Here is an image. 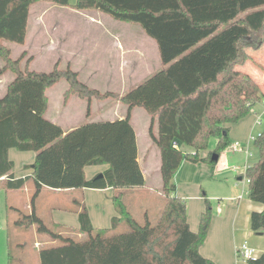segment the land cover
Returning <instances> with one entry per match:
<instances>
[{
  "label": "trees",
  "instance_id": "1",
  "mask_svg": "<svg viewBox=\"0 0 264 264\" xmlns=\"http://www.w3.org/2000/svg\"><path fill=\"white\" fill-rule=\"evenodd\" d=\"M42 1L69 4L68 0H0V74L13 73L0 107L15 102L0 117V188L32 185L29 210L6 204L8 264L12 261L9 230L31 226L52 242L39 248V264H215L199 252L210 224V202L204 198L198 229L192 231L186 201L176 195L173 177L184 159L215 162L212 155L231 143L229 125L264 99L257 81L238 69L250 58L249 49L264 46V0H76L74 8L136 24L156 42L161 67L122 94L100 92L80 81L69 66L58 68L57 62L49 71L30 69L31 56L21 63L25 51L12 57L4 42H24L30 6ZM61 79L68 83L65 100L70 94L88 102L116 98L127 106L124 116L84 122L64 131L45 117L46 90ZM134 107L150 116L149 135L160 154L162 206L155 219L144 213L142 222L124 201L127 190L145 185L130 123ZM212 139L214 148L200 157V150ZM254 144L259 158L243 176L248 197L264 205V124ZM10 148L35 153L31 174L13 175ZM99 164L108 165L102 176L86 179L84 167ZM44 187H112L116 215L108 228L94 227L80 196L67 209L77 213L78 228L54 223L52 229L35 209ZM120 226L125 228L119 230ZM250 228L263 230L264 209L251 212ZM70 232L81 237L76 239ZM249 264H264V251Z\"/></svg>",
  "mask_w": 264,
  "mask_h": 264
},
{
  "label": "crops",
  "instance_id": "2",
  "mask_svg": "<svg viewBox=\"0 0 264 264\" xmlns=\"http://www.w3.org/2000/svg\"><path fill=\"white\" fill-rule=\"evenodd\" d=\"M40 3V2H38ZM37 3L32 4L30 7H33ZM95 11V10H92ZM30 9L26 27V36L24 42L22 44H18V54L22 51L28 50V29H29V19H30ZM100 12V11H98ZM102 13V12H101ZM122 22V21H120ZM126 25L120 26H133L131 23L122 22ZM131 24V25H129ZM101 25V24H100ZM136 25V24H135ZM103 26V25H101ZM116 27V26H112ZM141 31L139 34L142 42L140 45L134 47L132 49V53L136 56L135 63L139 66V68L144 71L146 75L144 78L156 71L161 67V61L159 56L158 47L156 42L146 35V33L140 28L136 27ZM105 35V39L107 42L106 51L109 53H113L117 55L115 58V65L112 70L119 71L120 73V82L124 85L125 90H120L119 92L113 91L118 94H122L127 91L129 88L135 86L137 81L132 85H127V77L125 79V75L127 73L124 72L123 64H126L124 53H127L129 49L128 46L123 42L124 37L119 36V32L116 31H103ZM4 44L10 48L13 53V45L16 43L4 42ZM148 51H146V48ZM250 58L243 65L244 68L240 69L250 76H252L257 83L259 84L261 90L264 92V51L262 49L258 50H249ZM263 52V53H262ZM150 53V58L148 54ZM16 54V56L18 55ZM14 56V57H16ZM107 63V62H106ZM30 68V67H29ZM108 68V63L106 65ZM118 69V70H117ZM239 69V66H238ZM111 70V69H110ZM151 71V72H150ZM139 72V71H138ZM136 72V74L138 73ZM150 72V73H149ZM131 76V75H130ZM13 78V73L11 71H5L0 74V97H2L5 93L6 86ZM128 87V88H126ZM93 88V87H92ZM49 89V88H48ZM46 90V95L47 91ZM96 89V88H95ZM98 90V89H97ZM100 91V90H99ZM111 91V90H106ZM103 92V91H100ZM48 97V95H47ZM78 98V99H77ZM79 100V101H76ZM82 100H85L89 105V111L87 115L91 114V103L93 101H97L102 103V105L98 106L97 109L102 110L104 112L103 116H99L100 120H114L117 118H122L126 112L127 106L121 103L118 99L107 97L104 99H96L92 98L89 102L85 98L79 97L77 94H70L68 98L65 100L63 95V101L60 109L59 115H63V118L60 116H48V107H49V99L48 106L45 111V117L57 124H59L64 131H67L73 127H75L76 122H72V106L75 102L82 103ZM263 100L255 103L250 111L238 121L231 123L229 125L228 137L231 142L238 141L241 145L246 146L248 150V154L244 152V150L239 151H231L227 148L223 149L219 154L217 160H215V166L212 168V173L220 172V174H224L225 181L222 183L229 187V192H223L222 198H217V201H214L213 206H211L212 214L210 219V224L208 228L207 235L203 241V243L199 247V252L209 259H211L215 264H248L243 261L238 253L237 247L242 242L246 241L251 247H253L256 251V254L259 255L264 251V228L261 232H254L250 228V214L253 211H262L264 209V205L260 202H255L251 200L247 195V183L245 182L243 173L244 169H246L249 165L255 163L259 158V152L254 144V140H250V136L256 135L259 133L264 124V105ZM111 102V103H110ZM15 102L13 101L11 104L8 102L7 104L0 107V117L6 114L10 108H13ZM140 107H134L131 110L130 115V123L132 124L135 133H136V142H137V160L139 162L140 168L142 170L145 185L141 188H132L126 191L124 195V201L128 206L126 200L129 203L137 204L138 213L142 218L144 213H147L150 208L155 205V213H158L162 204L158 197L154 196L153 193H150V190H156L159 196L161 194V176H160V154L159 149L155 145V143L151 140L149 135V126H150V116L147 114V120L149 122L148 136L145 134H140L134 124V118L136 116L135 109ZM106 111V112H105ZM98 118V119H99ZM260 121V122H258ZM258 126V127H257ZM258 128V129H257ZM255 130L257 133H255ZM258 130V131H257ZM152 132L155 134L157 132L156 123L152 126ZM142 137V138H141ZM213 142L215 140L213 139ZM207 152L200 155V157H205ZM8 157L13 161V175L15 177H22L25 175H29L32 172V163L34 161L35 153L33 151H20L15 148H10L8 150ZM229 161H233L234 164L229 166ZM203 164L206 161H202ZM107 164H99V165H86L84 167V175L86 179H90L94 175L101 173L104 169L107 168ZM181 166V164H180ZM233 166L239 167V169L234 170ZM207 168V167H206ZM180 170L181 167L178 168L173 181H175L176 186V195L182 197L186 200V211H187V221L189 227L192 231H197L199 217L201 212L205 208L204 198L205 192H198V188H201V184L197 181H186L180 182ZM232 173H235L236 180L232 179ZM155 185V186H154ZM46 189L51 194L52 198L56 199H65L68 201L71 206L74 199H79L82 196L83 201L87 207L88 214L92 225L96 228H108L110 225L111 217L116 215V210L111 199L113 189L112 187L106 188H89L83 187L82 189H50L44 187L41 189L39 194L35 199V209L38 211L37 202L42 191ZM24 192V193H23ZM23 196L24 200L21 201L22 209H30V198L32 194V185L31 183L26 184L23 188L18 190H4L0 188V200L3 203L2 213L4 214L5 221L7 223V213H6V204L18 206V202L15 199V195ZM240 196V197H239ZM62 197V198H61ZM92 200L93 206L92 208L89 205V201ZM155 200H157L158 204H155ZM213 200V199H212ZM133 205V206H134ZM211 205V204H210ZM152 206V207H151ZM132 209V208H131ZM130 210V209H129ZM71 211V210H68ZM65 210H59V224L66 225L68 227L78 228L79 222L77 213L74 211L68 212ZM132 211V210H131ZM130 211V212H131ZM131 214L134 216L133 211ZM149 216V215H148ZM100 223V224H98ZM103 223V224H102ZM35 232L36 227H34ZM38 234V233H37Z\"/></svg>",
  "mask_w": 264,
  "mask_h": 264
},
{
  "label": "rangeland",
  "instance_id": "3",
  "mask_svg": "<svg viewBox=\"0 0 264 264\" xmlns=\"http://www.w3.org/2000/svg\"><path fill=\"white\" fill-rule=\"evenodd\" d=\"M75 1L76 0H68L69 4L66 6H59L49 1H42L30 7L28 50L25 51L21 63L23 64L25 60L31 56L32 59L29 62L30 69L49 71L57 62L58 68L65 69L69 66L71 70L77 72L78 79L90 87L100 91L111 90L119 92L120 90H125L124 85L120 82L121 76L119 71L112 70L117 55L114 53L112 55V53L106 51L108 45L103 31L108 30L110 32H119L118 35L124 37L123 42L128 46L127 48L129 51L122 55L126 60V64H123L124 72L127 73L125 79L127 77V82H130L127 83V85H132L144 78L146 74L144 71L142 72L139 66L134 62L136 56L131 52L134 47L140 45L142 42L140 39L141 35L139 36L141 31L136 28L139 26L135 24H132L133 26H120L126 24L114 20L107 14L92 10H78L73 7ZM113 22L120 25L112 24ZM12 45L13 53L11 52V55L14 57L18 54L17 50L20 46L18 44ZM261 49L264 51V46ZM146 51H148V48H146ZM148 57L150 58V53ZM2 62L3 61L0 59V67L2 66ZM106 62L108 63V68H106ZM243 65H240L239 69H243ZM136 72L138 73L136 74ZM67 87V81L61 79L48 89V116L53 115L63 118V115H59V113L63 101V94ZM82 103L84 104L75 102L72 106V122L81 124L100 120L99 116H103L104 113L102 112L104 111H98L97 107L102 105V103L93 101L90 105L92 111L90 115H87L88 103L85 100H82ZM134 111L136 113L134 124L138 132L140 134L144 133L145 136L149 138L147 114L141 108H136ZM255 133H257L256 130ZM214 146L215 142H213L212 139L208 142L207 148L205 150H200L199 154L202 155L212 150ZM184 149L192 151L190 147H185ZM215 164V162H206L203 164L202 160L194 162L184 159L181 166H179L181 167L180 182L193 180L200 184L202 183L201 188H198L197 191L200 192V194L205 192V197L209 200L211 206H213L214 201H217V198L223 197L222 194L224 191L229 192L230 190L228 186L222 184L225 181L224 174H220V172L212 173V168ZM228 164L232 166L234 162L229 161ZM232 179L234 182L237 181L235 173H232ZM173 182L175 183V181ZM245 182L247 183V181ZM150 193L158 197L162 204L163 198L158 195L156 190L151 189ZM15 199L18 202V206L22 207L21 201L24 200V194L23 196H20V194L15 195ZM126 201L130 211H133L134 217L139 222H142V218L138 213V207H136L137 204L134 205V203L131 204L128 200ZM154 202L158 204L157 200ZM67 205H69L67 200L63 198H52L49 191L44 189L37 202V213L44 223L53 229L54 223L57 224L59 222V212L57 211H68ZM89 205L92 208V200L89 201ZM2 209L3 203H1L0 200V264H8L7 223ZM155 210V205H153L148 211L151 220L155 219L157 215ZM108 225H110V223H108ZM34 227L35 226H31L30 228L21 229L11 228L9 230L10 253L12 256L11 264H39V248L47 244L49 245L52 242H50L44 234L35 232V230H33ZM120 227L119 230L122 229V227L125 228V226ZM70 235L76 239L81 237L72 232H70Z\"/></svg>",
  "mask_w": 264,
  "mask_h": 264
},
{
  "label": "built area",
  "instance_id": "4",
  "mask_svg": "<svg viewBox=\"0 0 264 264\" xmlns=\"http://www.w3.org/2000/svg\"><path fill=\"white\" fill-rule=\"evenodd\" d=\"M263 105H264V100H263ZM258 122H260V121H258ZM259 134H260V132L257 133L256 135L250 136V140H252V141L255 140V138L257 136H259ZM174 146H176V143H174ZM226 148L231 150V151L244 150V152L246 154L249 153L248 150H247V147L241 145L238 141L231 142ZM233 169L237 170V169H239V167L233 166ZM244 173H245V169H244ZM244 173H243V175H244ZM245 181H247L246 178H245ZM237 253H238L239 257L243 261L247 262L248 264H249V262L251 260H255L258 257V255L256 254L255 249L253 247H251L246 241H244L240 245H238Z\"/></svg>",
  "mask_w": 264,
  "mask_h": 264
},
{
  "label": "water",
  "instance_id": "5",
  "mask_svg": "<svg viewBox=\"0 0 264 264\" xmlns=\"http://www.w3.org/2000/svg\"><path fill=\"white\" fill-rule=\"evenodd\" d=\"M213 160H217V158H218V155H212V157H211ZM100 176H102L101 175V173L98 175V177H100Z\"/></svg>",
  "mask_w": 264,
  "mask_h": 264
}]
</instances>
